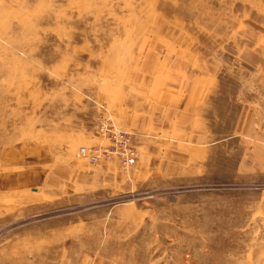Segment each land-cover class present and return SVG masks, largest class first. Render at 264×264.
I'll return each instance as SVG.
<instances>
[{
  "label": "rangeland",
  "instance_id": "1",
  "mask_svg": "<svg viewBox=\"0 0 264 264\" xmlns=\"http://www.w3.org/2000/svg\"><path fill=\"white\" fill-rule=\"evenodd\" d=\"M0 264H264V0H0Z\"/></svg>",
  "mask_w": 264,
  "mask_h": 264
},
{
  "label": "built area",
  "instance_id": "2",
  "mask_svg": "<svg viewBox=\"0 0 264 264\" xmlns=\"http://www.w3.org/2000/svg\"><path fill=\"white\" fill-rule=\"evenodd\" d=\"M99 129L101 134L108 139V144L80 147L79 154L87 158L91 164H97L109 156H114L123 170L131 167L136 159V150L130 134L105 124H101Z\"/></svg>",
  "mask_w": 264,
  "mask_h": 264
}]
</instances>
